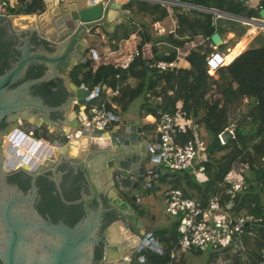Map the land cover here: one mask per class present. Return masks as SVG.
Wrapping results in <instances>:
<instances>
[{
	"label": "water",
	"instance_id": "obj_1",
	"mask_svg": "<svg viewBox=\"0 0 264 264\" xmlns=\"http://www.w3.org/2000/svg\"><path fill=\"white\" fill-rule=\"evenodd\" d=\"M38 1L32 13L0 18V264H106L108 228L116 221L139 243L115 254L113 264H133L144 247L161 253L152 232L133 228L128 220L137 216L159 154L144 144L138 119L108 112L116 124L96 131L86 110L101 83L91 90L63 79L96 58L84 46L87 39L101 32L113 36L131 17L132 0ZM259 15L239 19L264 30V9ZM210 39L221 45L216 32ZM230 135L221 134L222 141ZM97 157L104 158L113 181L105 201L102 190L87 185L86 162ZM18 170L28 175L9 177ZM111 210L116 219L103 227ZM99 244L103 253L96 259Z\"/></svg>",
	"mask_w": 264,
	"mask_h": 264
},
{
	"label": "trees",
	"instance_id": "obj_2",
	"mask_svg": "<svg viewBox=\"0 0 264 264\" xmlns=\"http://www.w3.org/2000/svg\"><path fill=\"white\" fill-rule=\"evenodd\" d=\"M186 1L196 6L217 9L248 19L258 17L260 10L264 9V0H261L255 8L247 6L243 0ZM39 6L38 0H17L16 5L8 7V10L10 14H20L24 11L32 13ZM127 8L130 9L129 4ZM156 8L160 10L157 19H162L167 15L164 8L157 5ZM143 9L149 11L150 7L142 3L141 10ZM210 17L211 15L203 14L202 18L201 14V19L197 23L189 24L191 34L199 33L209 37L213 33ZM199 49L187 56L188 68H172L167 71L151 70L144 65L139 56L127 69L115 67L112 64H103L92 69L87 64L83 67V71L75 70L72 77L78 84L90 81V87L102 83L111 90L118 89L117 94L111 97V101L95 98L89 103L91 105L102 102L106 110L113 115L125 111L133 100L135 85L131 86L126 81L124 85L119 86L121 82L133 75L136 78L147 77L146 90L151 93L152 97H161L162 105L152 104L149 101L142 104L141 109L144 115L152 114L159 117L161 113H172L177 106L176 103L182 100L184 115L196 124H202L208 135L207 154L203 160H200L204 166L205 179L199 181L191 171L179 170L171 174L172 187L179 188L184 196L194 199L201 206L217 194L219 202L228 212L236 215L252 214L258 219L259 222L253 226L251 234L244 236L242 242L244 247L232 255L233 264H243L244 257L248 259L249 264H258L260 261L258 254L264 251V46L246 49L218 70H223L231 85L229 94L236 101L244 98L251 100L248 110L238 112L234 116L224 112L221 106V96L225 93V82L214 80L207 72L205 58L211 50L202 52L203 49L201 47ZM167 59H172V57ZM80 72L82 78L78 79L77 75ZM215 84L220 96L208 97L207 94ZM111 103L118 105V111L111 106ZM113 123L112 121L111 125ZM144 128L153 131L155 123H148ZM228 131L232 132L231 136L222 142L219 135ZM195 133H193V128H189L184 133H178L176 138L183 142L193 139L195 135L199 141V130ZM232 168L248 183L243 191L232 192L227 186L220 185L226 172ZM13 175L28 174L23 170H18ZM167 175L168 173L158 174L159 181L165 180ZM115 219L116 213L111 210L104 221V226ZM153 235L160 245L163 243L162 252L144 247L134 256L133 264H185L182 255L178 260H173L170 256L172 248L176 246L180 237L177 221L173 224L171 231L161 229ZM102 253L103 244H99L96 259L101 258ZM140 257H143V261H140Z\"/></svg>",
	"mask_w": 264,
	"mask_h": 264
},
{
	"label": "crops",
	"instance_id": "obj_3",
	"mask_svg": "<svg viewBox=\"0 0 264 264\" xmlns=\"http://www.w3.org/2000/svg\"><path fill=\"white\" fill-rule=\"evenodd\" d=\"M260 1L261 0H251L249 7L255 8ZM6 2L8 7H13L16 5L17 0H6ZM140 3L148 4L150 10H141ZM129 5L131 17L123 19L121 25L115 27L113 36L101 32L98 37L92 38L90 36L89 39H87L84 46H89L88 49L94 50L96 55V58L91 59L88 63L89 67L92 69H96L103 64H112L113 66L118 67L126 55L134 52L135 50L139 51V56L143 60L144 65L149 58L153 57L165 60H174L175 68H188L189 63L186 59L189 53L200 50L199 47L203 49L202 52H205V50L208 49L211 51L214 50L210 37L215 32L221 39V45L218 48L216 47V49L226 54L227 57L234 49H236L239 45H242L240 52H238L233 59L248 48H260L264 46V30L259 26L240 20L239 17L246 18L240 15H234L220 10L218 11H220L221 14H215L207 10L211 8L196 6L186 0H132ZM156 5L167 11V15L164 18L157 19L160 10L156 8ZM204 8L206 10H204ZM201 14L202 18L203 14L211 15L210 24L213 23L214 25L213 33L209 37L203 36L199 33L195 35L191 34V27L189 24L193 25L194 23H197L201 19ZM253 19H260V15ZM196 27L197 26H195V28ZM84 36L85 35L82 37ZM89 56L91 58L93 57L91 53H89ZM169 57H172V59H167ZM232 60L227 61V64ZM80 69L83 71L82 68ZM209 75L212 76L214 80L225 82V93L221 96V106L224 112L226 111V113L230 116H234L238 112H243L244 110L246 111L249 109L251 102L250 99L244 98L241 101H236L229 94V86L231 85L222 69ZM78 77L82 78L81 72L78 73L77 78ZM63 79L71 87H74L73 85H78L72 76ZM126 81H128L131 86L135 85L134 98L128 105L127 109L123 112H119L116 116L128 118L132 121L138 119L143 129L142 136L144 144L149 143L155 149L154 152L157 154V134L155 130L148 131L144 128L146 124L152 123L155 116L152 114L144 115L141 106L146 101H149L152 104L162 105L161 97H152L151 93L146 90L147 77L136 78L135 75H133L127 78L124 82H121L119 86L124 85ZM90 83V81H86L84 84L91 90H95L98 87V85L90 87ZM117 92L118 89L111 90L109 87H106L101 83L98 95L95 98L111 101V97L115 96ZM219 94L220 93L217 91V86L215 84L207 96H220ZM176 105L182 106V100H179ZM243 105L245 106L243 108L244 110L241 109ZM111 106L118 111L119 107L117 104L111 103ZM42 120L43 118H40V125L47 128V124ZM192 123L193 127H195V132L198 130H205L202 124H196L193 120ZM115 124L116 122L111 126ZM86 166L88 167V175L90 177V184H88V188L91 189L94 187L97 190H102L105 198L113 181L111 179L110 170L105 169L104 158H92L86 162ZM151 168L154 169L153 172L160 175L168 173L164 180L166 182L165 192L167 188L172 186V173L168 170H163V166L159 162L151 164ZM156 168H159V170H156ZM159 182L164 183L163 181ZM164 192L162 197L163 202L165 203ZM145 196L146 195L143 197ZM141 198L142 196H140L139 199V206L142 203ZM136 214L137 216H131L128 219L133 228L139 227L145 232H152V234H154L152 218H150L148 214L140 212L137 208ZM129 232L133 233L132 230Z\"/></svg>",
	"mask_w": 264,
	"mask_h": 264
},
{
	"label": "built area",
	"instance_id": "obj_4",
	"mask_svg": "<svg viewBox=\"0 0 264 264\" xmlns=\"http://www.w3.org/2000/svg\"><path fill=\"white\" fill-rule=\"evenodd\" d=\"M244 3L249 6L251 0H244ZM8 16H10L8 4L6 0H0V18ZM139 55L137 50L126 55L119 67L129 68ZM145 65L151 70L167 71L175 68V61L151 57L145 62ZM205 65L207 72L213 74L227 65V55L218 51L214 46V50L205 58ZM86 112L89 124L96 131L105 132L111 127L112 120L104 103H93L87 106ZM152 123H155L160 162L170 172L189 170L197 180L203 181L205 179L204 166L199 161L201 159L198 151L201 143H198L195 135L193 139L183 142L176 138L178 133H184L189 128H193V133L196 134L192 119L184 115L182 106L177 105L172 113H161L159 117L154 118ZM219 137L221 139V135ZM157 179L158 174L152 172L146 177L147 186L151 187ZM220 185L227 186L232 192H239L243 191L248 183L232 168L226 172ZM164 196L165 212L169 216L177 218L180 235L176 246L170 252L171 258L178 257V251L194 247L203 248L208 245H213L221 250L234 249L236 252L244 247L242 243L244 236L250 235L253 226L259 222L252 214L236 215L228 212L219 202L217 194L202 206L194 199L184 196L182 191L176 187L167 188ZM159 246L161 247L160 244ZM258 258L260 260L258 264H264V251L258 254ZM243 264H249L246 257L243 258Z\"/></svg>",
	"mask_w": 264,
	"mask_h": 264
},
{
	"label": "rangeland",
	"instance_id": "obj_5",
	"mask_svg": "<svg viewBox=\"0 0 264 264\" xmlns=\"http://www.w3.org/2000/svg\"><path fill=\"white\" fill-rule=\"evenodd\" d=\"M244 107L245 106L243 105L241 109H243ZM199 136L200 140L198 143H201V145L198 151L199 157L202 160L206 157L207 154L206 144L208 135L205 130H200ZM226 139L227 138L223 137V141H225ZM159 163L163 166V170H168V168L162 162ZM175 172L176 171H171V173ZM163 182L164 183L159 182V179L154 181L153 185L143 192L142 196H146L141 198L142 203L137 207L140 212L148 214V216L152 218L154 232L161 229L171 231L173 224L177 219L176 217L169 216L165 212V205L162 197L163 192L166 188V182L164 181V179ZM161 245L163 246V244ZM234 253V249L221 250L220 248L214 247L213 245H208L203 248L194 247L193 249L178 251L177 255L178 257L180 255L183 256L185 264H233L232 255ZM134 255L136 256V253Z\"/></svg>",
	"mask_w": 264,
	"mask_h": 264
},
{
	"label": "bare ground",
	"instance_id": "obj_6",
	"mask_svg": "<svg viewBox=\"0 0 264 264\" xmlns=\"http://www.w3.org/2000/svg\"><path fill=\"white\" fill-rule=\"evenodd\" d=\"M242 45H239L234 49L231 54L227 57V61L232 60L233 57L240 52ZM108 253H107V263L113 264V256L118 254L119 256L131 251L137 244L138 239L136 236L132 235L126 230L125 225L121 221H116L108 228ZM157 241V240H156ZM159 243V242H158ZM179 257L171 258L173 260H178Z\"/></svg>",
	"mask_w": 264,
	"mask_h": 264
},
{
	"label": "flooded vegetation",
	"instance_id": "obj_7",
	"mask_svg": "<svg viewBox=\"0 0 264 264\" xmlns=\"http://www.w3.org/2000/svg\"><path fill=\"white\" fill-rule=\"evenodd\" d=\"M58 168H59V167H58ZM12 175H13V174H11L10 177H11ZM87 185H88V183H87ZM107 218H108V216H107ZM157 241H158V240H157Z\"/></svg>",
	"mask_w": 264,
	"mask_h": 264
}]
</instances>
